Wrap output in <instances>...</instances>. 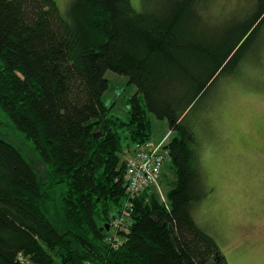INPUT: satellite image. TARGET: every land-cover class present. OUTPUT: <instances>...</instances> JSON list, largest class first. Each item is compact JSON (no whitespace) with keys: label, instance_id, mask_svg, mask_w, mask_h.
Returning a JSON list of instances; mask_svg holds the SVG:
<instances>
[{"label":"trees","instance_id":"1","mask_svg":"<svg viewBox=\"0 0 264 264\" xmlns=\"http://www.w3.org/2000/svg\"><path fill=\"white\" fill-rule=\"evenodd\" d=\"M250 1L217 22L211 0H0V113L45 165L0 132V264H229L195 217L208 192L189 121L264 44V0ZM109 70L136 87L126 119L103 100ZM152 115L173 132L165 200L155 185L126 189L128 158L155 146Z\"/></svg>","mask_w":264,"mask_h":264},{"label":"rangeland","instance_id":"2","mask_svg":"<svg viewBox=\"0 0 264 264\" xmlns=\"http://www.w3.org/2000/svg\"><path fill=\"white\" fill-rule=\"evenodd\" d=\"M57 1L66 11L72 0ZM143 1L133 0L137 7ZM211 1L209 11L217 22L247 15L253 9L250 0ZM258 40L264 41V24ZM256 47L251 45L240 73L217 79L208 96L191 112L189 121L196 126L198 163L208 192L195 217L218 239L229 264H264V44L257 54ZM106 77L109 88L103 100L115 115L126 119L136 87L126 76L111 70ZM152 121L150 142L163 146L173 132L170 134L167 120L152 115ZM5 123L7 119L0 113V132L20 145L44 173L45 165L32 143ZM175 168L171 160L165 164L160 179L165 192ZM55 189L59 192L65 186Z\"/></svg>","mask_w":264,"mask_h":264},{"label":"built area","instance_id":"3","mask_svg":"<svg viewBox=\"0 0 264 264\" xmlns=\"http://www.w3.org/2000/svg\"><path fill=\"white\" fill-rule=\"evenodd\" d=\"M166 155L161 151V145L154 147H139L134 155H131L127 161V183L126 189L132 196L141 192L148 186L155 185L161 197L165 200V196L159 187L160 177L163 171ZM131 212H127L123 218L113 223V235L129 231L130 225H127V219ZM112 239V238H111ZM117 244V243H116ZM118 246V245H116ZM87 264H94L88 262Z\"/></svg>","mask_w":264,"mask_h":264},{"label":"water","instance_id":"4","mask_svg":"<svg viewBox=\"0 0 264 264\" xmlns=\"http://www.w3.org/2000/svg\"><path fill=\"white\" fill-rule=\"evenodd\" d=\"M109 227V226H108Z\"/></svg>","mask_w":264,"mask_h":264}]
</instances>
